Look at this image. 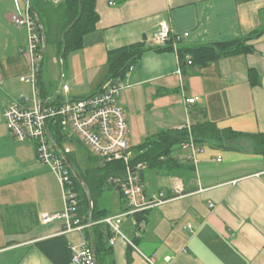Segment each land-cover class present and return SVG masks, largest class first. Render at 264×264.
Wrapping results in <instances>:
<instances>
[{
  "label": "crops",
  "instance_id": "obj_1",
  "mask_svg": "<svg viewBox=\"0 0 264 264\" xmlns=\"http://www.w3.org/2000/svg\"><path fill=\"white\" fill-rule=\"evenodd\" d=\"M63 1L41 0L52 10L61 9ZM17 4L24 7L23 0H0V264H54L36 243L62 234L61 223L41 222L43 213L63 209L60 186L37 159L34 144L14 139L3 118L5 107L21 97L28 99L25 106H31V86L25 89L20 81L29 73L27 32L10 20ZM47 10L39 11L45 34L53 42L45 49L48 44L56 48L61 36L57 19L49 18ZM95 10V28L82 40L84 56L66 65L61 57L55 58L61 66L53 78L56 87L40 66L37 87L45 92L44 98L75 99L97 92L108 73L107 52L142 41L154 46L153 34L161 22L168 23L172 35H181L178 46L187 47L262 30L249 42L252 52L202 67H182L175 51L144 52L123 80L126 87L118 103L133 149L161 130L203 121L245 135L264 133V0H95ZM249 70L257 74L255 85L250 84ZM62 80L69 88L66 94ZM87 88L91 92L83 93ZM145 96L142 107L148 113H141L136 107ZM186 98L195 100L186 103ZM76 143L66 146L84 169L88 161H82ZM224 145L197 143L195 164L180 148L174 156L183 166L170 174L144 169L146 194L162 191L169 197L176 182L183 184L185 194L144 211L138 226L134 215L124 218L121 230L137 251L117 239L112 245L114 264H127L128 256L130 264H150L146 258L153 264H264V160L247 138L226 140ZM96 161L102 164L98 157ZM104 191L97 201L107 216L127 209L117 188ZM64 235L74 251L79 232Z\"/></svg>",
  "mask_w": 264,
  "mask_h": 264
},
{
  "label": "built area",
  "instance_id": "obj_2",
  "mask_svg": "<svg viewBox=\"0 0 264 264\" xmlns=\"http://www.w3.org/2000/svg\"><path fill=\"white\" fill-rule=\"evenodd\" d=\"M10 20L17 26L24 27L27 32L26 51L29 57L30 76H21L20 81L30 84L32 97L29 107L24 105L28 101L24 97H21L19 102H12L5 107L3 110L5 125L9 134L17 141H30L34 144L37 159L55 175L62 194L63 209L43 213L42 224L59 222L62 225V234L79 232L80 241L74 248L71 264H96L93 250L84 237V230L92 223H84L78 216L79 200L73 172L65 160L66 154L71 152L66 146L70 141L65 142L63 147H58L48 130V123L55 124L58 120L68 139L86 146L102 163L123 165L121 174L111 178L110 182L122 193L127 209L118 215L106 216L101 222L109 226L112 233L109 238L110 245L120 239L137 251L132 241L121 230L123 219L183 196L185 194L183 184L174 183L169 197L162 191L145 193L142 172L146 165L136 160L135 151L128 142L126 117L118 103L121 91L126 87L123 81L108 79L101 84L97 92L83 98L59 96L60 101L56 103L57 97L42 99L38 94L35 79L42 42L39 26L30 10L29 0L24 2V7L17 4L15 12L10 15ZM169 38L174 40L173 45L176 47L182 37L172 35L168 23L161 22L153 34L154 46H163ZM186 60L187 64H191L189 57ZM177 74L180 76V69ZM61 89L65 94L69 91L68 85L63 80ZM194 100V98H186L185 102L193 103ZM187 128L190 129L189 125ZM180 147L187 152V158L195 164L199 149L190 133L189 139ZM146 260L153 264L148 258Z\"/></svg>",
  "mask_w": 264,
  "mask_h": 264
},
{
  "label": "trees",
  "instance_id": "obj_3",
  "mask_svg": "<svg viewBox=\"0 0 264 264\" xmlns=\"http://www.w3.org/2000/svg\"><path fill=\"white\" fill-rule=\"evenodd\" d=\"M29 5L34 9L37 15H39L41 9L43 11L48 9V17L57 19V24L59 23V25H57L56 30L58 33H61V36L56 42V49L58 57L61 58L65 57L68 52L81 48L84 36L94 30L95 24L98 21V14L95 10V0H64L61 9L57 10L49 9L41 0H29ZM39 20L44 32L46 44L53 43L45 34L40 15ZM261 33L262 30H258L244 37L189 47L178 45L174 47V40L169 38L163 46H149L146 44V41H142L113 49L107 52L108 73L101 84L108 79L122 82L129 70L139 62L142 54L149 50L155 52L175 51L182 67H184L185 64L187 65V57H189L191 61L190 66L202 67L224 57L252 52L253 47L249 42ZM248 76L250 84L255 85V81H257L256 72L249 70ZM38 79L39 76L37 78V84H39ZM38 92L41 98L45 95L42 88H40ZM57 101H60L59 97L55 99V103ZM189 127L190 129H188L187 126H182L180 128L161 130L157 134L146 139L145 142L133 149L136 154V160L145 163L146 170L155 169L158 170L159 173L164 174L177 171L183 164L174 156V153L181 148L180 146L183 142L189 139V133L195 144L199 143L202 145L203 143H210L211 146L216 148L224 147V142L226 140L230 142L239 138H247L252 143L254 153L261 155L264 160V133L245 135L230 128L220 129L214 122L209 121L191 124ZM48 130L58 147H63V144L68 141H70V143L74 142L66 137L59 126L58 120L55 124L48 123ZM91 153L90 151V153L87 154L86 158L88 163L87 167L84 169L79 167L75 154L72 151L66 154V158H68L73 165L75 164L77 166L76 170L83 181V184H81L72 173L75 190L79 200L78 216L81 218L82 222L92 223L90 227L84 230V237L91 248L92 245L94 246L93 252L96 264H114L112 245L109 244V238L112 233L109 226L101 222L107 214L99 209L97 200L105 189L114 187L110 179L121 174L123 165L115 163H102L98 165L96 161L97 156L94 155V157ZM118 193L119 197L123 199L126 204L122 193L119 190ZM88 196H90L91 201H89ZM132 218L138 226L139 223L144 220V213H135ZM36 246L54 264H71L73 251L64 234L39 241L36 243ZM130 263L131 258L128 256L127 264Z\"/></svg>",
  "mask_w": 264,
  "mask_h": 264
},
{
  "label": "rangeland",
  "instance_id": "obj_4",
  "mask_svg": "<svg viewBox=\"0 0 264 264\" xmlns=\"http://www.w3.org/2000/svg\"><path fill=\"white\" fill-rule=\"evenodd\" d=\"M85 51H86V48L81 47L79 49L72 50V51L68 52L65 57H62V59L64 60L65 65H66V62L67 63L69 62V60L77 61L78 59L83 57L84 54H85ZM55 58L56 59L60 58V57H58L57 49L52 47V45L48 44L46 49H45V51H44V55L42 57L40 66H41V70H43L44 73H47L49 75V78H50L49 80L52 81L51 84L53 83L54 86L56 87L57 79H53V78H54L55 72L57 73V75H58V70L61 72V69H60L61 66L56 64ZM58 59H57V61H58ZM24 76L25 77H29L30 73H28L27 75H24ZM79 77H81L80 70H79L78 75H77V78H79ZM86 77H87V74H86ZM90 79H91V76L89 75V79L88 80H90ZM71 80L74 81V82H76V80H77V82L80 83V84L83 83V80H81V79H75V80L71 79ZM69 83H70V80H69ZM84 83L90 84V82L87 81V80H84ZM21 84H22L23 87L25 86V89L27 88L28 85L30 86V84L24 83V82H22ZM87 89H83V90H87ZM24 92L26 93V96L27 95H28V97L31 96V94H30V92L28 90H25ZM89 92H91V89H88L87 91H84L83 93H89ZM178 95H179V92H178ZM64 96H68V95H64ZM177 97L178 96H175V94H173V99H177ZM146 102H147V99H146V96H145L144 101H142V100L139 101V104H140L139 106L140 107H136L137 109H139L141 111V113H146V112L148 113V111H143V110H146V107H142ZM133 108H135V107H133ZM147 117L150 118L149 114H147ZM162 118H163L164 121H166L168 119V113H165L162 116ZM157 124H158V119H157ZM144 139H142L141 141H143ZM75 146L79 150V154H80V157H81L82 161L84 159L83 162H85V158L87 157V154L90 153V150L86 146L81 145L80 143H76ZM76 167L77 166L75 165V168ZM107 191H108V189H105L104 192H107ZM105 195H104V197H105Z\"/></svg>",
  "mask_w": 264,
  "mask_h": 264
},
{
  "label": "water",
  "instance_id": "obj_5",
  "mask_svg": "<svg viewBox=\"0 0 264 264\" xmlns=\"http://www.w3.org/2000/svg\"><path fill=\"white\" fill-rule=\"evenodd\" d=\"M24 2L26 0H23ZM30 6V5H29ZM30 10H31V13L32 15L34 16L38 26H39V29H40V32H41V38H42V47H41V50H40V60H39V63L37 65V68H36V72H35V79H36V83H37V78L39 76V68H40V62H41V59L44 55V50H45V46H46V39H45V36H44V32H43V29H42V26H41V22L39 20V17L37 15V13L34 11V9L32 7H30ZM38 85V84H37ZM58 149V147H56ZM66 163L68 165V167L71 169V171L73 172L74 176L77 178V180L83 184V181H82V178L80 176V174L77 172V170L74 168L73 164L71 163V161L66 158ZM89 197V201H91V198L90 196ZM90 221V220H89ZM92 250H94V246L92 245ZM94 253V252H93Z\"/></svg>",
  "mask_w": 264,
  "mask_h": 264
}]
</instances>
